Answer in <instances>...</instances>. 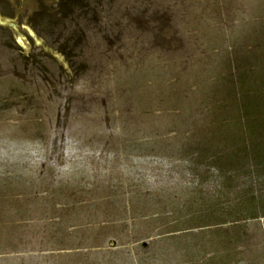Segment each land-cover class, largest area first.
<instances>
[{"label": "rangeland", "instance_id": "1", "mask_svg": "<svg viewBox=\"0 0 264 264\" xmlns=\"http://www.w3.org/2000/svg\"><path fill=\"white\" fill-rule=\"evenodd\" d=\"M0 264H264V0H0Z\"/></svg>", "mask_w": 264, "mask_h": 264}]
</instances>
